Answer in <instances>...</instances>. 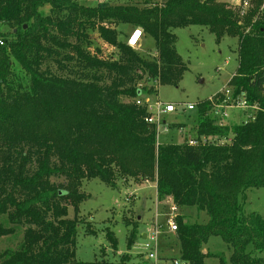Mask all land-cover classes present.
<instances>
[{
  "label": "trees",
  "instance_id": "16d2710c",
  "mask_svg": "<svg viewBox=\"0 0 264 264\" xmlns=\"http://www.w3.org/2000/svg\"><path fill=\"white\" fill-rule=\"evenodd\" d=\"M144 3L0 0V216L25 228L22 244L0 253V264H123L75 259L79 222L68 217L69 206L78 208L82 181L94 178L112 188L154 181L158 200L205 211L206 223L176 217L182 261L205 264L204 247L220 236L230 249L220 264H264V219L244 207L246 191L264 187V0L245 22L217 0ZM124 25L153 38L158 57L129 46L132 31L121 40ZM190 25L208 27L218 41L238 38L232 100L244 95L259 110L224 124L205 100L193 110L199 143L163 144L148 106L137 101L154 92L148 81L180 83L187 65L174 30ZM94 33L117 48L115 58L94 46ZM10 232L0 224V236ZM107 236L116 249L117 238ZM139 237L129 232L128 248Z\"/></svg>",
  "mask_w": 264,
  "mask_h": 264
},
{
  "label": "rangeland",
  "instance_id": "374dc122",
  "mask_svg": "<svg viewBox=\"0 0 264 264\" xmlns=\"http://www.w3.org/2000/svg\"><path fill=\"white\" fill-rule=\"evenodd\" d=\"M88 6H95L100 2H108L114 5L137 4L145 5V0H78ZM161 1V0H151ZM229 4L235 11L236 18L245 22L248 16L256 11V0H248L247 4L238 0H217ZM264 4L260 9H263ZM49 7H45L47 12ZM243 12V13H242ZM255 14L253 22L258 20ZM132 26H120L123 29L120 35L125 40L132 31ZM177 36L176 49L187 65L183 78L176 85L161 84L148 81L147 86H153L154 92L140 96L142 102L156 104L172 103L176 107L174 113H165L158 126V141L165 144H178L188 141L189 137H197L196 112L188 109L189 104H200L205 100L225 94L231 89L230 80L235 75L239 66L237 37L224 36L220 41L206 26L190 25L174 30ZM93 39L96 48L103 55L115 58L117 48L108 45L94 33ZM138 53L146 59H154L155 41L146 36L136 48ZM18 75L26 83L27 76L18 65H15ZM246 118L243 110L228 109V118L224 123H238ZM223 123V122H222ZM181 127H178L180 126ZM55 182L64 181L63 178H53ZM156 182L154 181H119L118 188H112L100 179L83 180L80 192L84 200L78 208L69 206V218L79 222L76 237L75 259L91 262L95 260H108L123 264H144L145 258L141 254V245L144 233L150 230L152 224H160L162 234L159 239V255H166L170 260L180 259V245L176 239V232H170L168 227L169 201H160L157 198ZM247 213L255 212L264 219V187L251 188L246 191L244 202ZM180 215L185 216L191 223H206L208 215L205 211H199L195 206L180 208ZM0 224L5 228H15L0 236V253L5 250H16L23 242L24 230L15 227L5 215L0 216ZM136 230L139 237L132 247L127 246L128 233ZM111 233L118 240V247L113 248L107 234ZM204 252H209L205 264H220L221 256L229 259L230 249L228 244L220 236H213L209 240ZM264 255V252L262 253ZM167 259L166 257H164Z\"/></svg>",
  "mask_w": 264,
  "mask_h": 264
},
{
  "label": "built area",
  "instance_id": "2783aa9c",
  "mask_svg": "<svg viewBox=\"0 0 264 264\" xmlns=\"http://www.w3.org/2000/svg\"><path fill=\"white\" fill-rule=\"evenodd\" d=\"M241 1H243L245 4H247L248 2V0H238L239 3ZM143 37H144L143 30L139 27L135 28L130 33L127 43L129 46L136 49L140 46ZM224 95L226 99L220 103L215 102L214 98L210 99V101L214 103V114L220 120V122L224 123L225 119L228 118V109L237 108L243 110L246 115V118L243 119L245 121L251 118L253 119L256 111L259 110V107L257 105L249 104V102L246 100L244 95L238 97L235 100H232V89L230 88L225 91ZM137 104L140 105L146 104L148 106V110L151 112V116L147 118V121L151 123H156L158 126L161 123L162 116L165 113H174L176 111V107L172 103L162 104L158 102L156 104H153L150 102H142L139 99L137 101ZM196 106L197 104H189L188 109L194 110ZM188 142L191 145H196L199 143L197 137L196 138L189 137ZM169 207H170L169 209L170 211H169V219L167 224L170 232H176L178 229L176 217L180 215V209L177 205H175L172 202L169 204ZM144 234L145 237L141 245V254L145 258V260L149 261L150 264H166V262H164V260L161 259L159 255V239H160V235L162 234V227L160 226V224L158 223H156L155 225L152 224L150 230ZM171 264H188V263L182 261L181 259H173L171 261Z\"/></svg>",
  "mask_w": 264,
  "mask_h": 264
},
{
  "label": "crops",
  "instance_id": "0c3cea01",
  "mask_svg": "<svg viewBox=\"0 0 264 264\" xmlns=\"http://www.w3.org/2000/svg\"><path fill=\"white\" fill-rule=\"evenodd\" d=\"M164 257L168 258L166 255H162V256H161V258H164ZM164 259H165V258H164ZM164 259H163V260H164ZM166 260H167V259H166ZM166 260H164V262H169V261H166Z\"/></svg>",
  "mask_w": 264,
  "mask_h": 264
},
{
  "label": "water",
  "instance_id": "95a60500",
  "mask_svg": "<svg viewBox=\"0 0 264 264\" xmlns=\"http://www.w3.org/2000/svg\"><path fill=\"white\" fill-rule=\"evenodd\" d=\"M144 237H145V235H144Z\"/></svg>",
  "mask_w": 264,
  "mask_h": 264
}]
</instances>
